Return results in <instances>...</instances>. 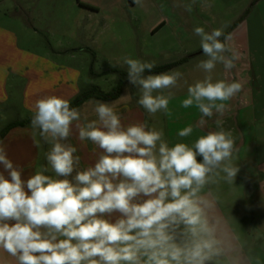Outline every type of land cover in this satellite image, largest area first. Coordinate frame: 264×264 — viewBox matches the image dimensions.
<instances>
[{"label":"clouds","instance_id":"1","mask_svg":"<svg viewBox=\"0 0 264 264\" xmlns=\"http://www.w3.org/2000/svg\"><path fill=\"white\" fill-rule=\"evenodd\" d=\"M196 2L175 6L192 12ZM193 31L206 57L196 65L205 76L193 84L178 70L152 74L154 61L128 56L117 61L126 66L127 80L139 93L137 103L149 115L171 117L172 90L183 80L187 98L181 106H195L201 116L196 125L178 130L181 138L204 126L205 118L222 117L227 102L242 90L239 82L213 78L218 64L231 70L240 58L228 43L231 34L200 26ZM88 103L93 119L62 96L35 100L34 144L40 147L38 134L49 147L46 163L26 179L0 142L3 253L15 264H262L259 254L245 253L239 234L218 214L213 190L221 182L234 185L239 172L235 139L222 119L215 120L217 130L191 143L170 145L163 131L147 121L124 124L114 103ZM74 130L80 142L99 150L94 163L83 168L77 147L66 142ZM250 234L257 240L264 236L259 228Z\"/></svg>","mask_w":264,"mask_h":264},{"label":"rangeland","instance_id":"2","mask_svg":"<svg viewBox=\"0 0 264 264\" xmlns=\"http://www.w3.org/2000/svg\"><path fill=\"white\" fill-rule=\"evenodd\" d=\"M178 3L190 4L191 0H140L139 5L135 0H0V40H17V48L22 52L50 59L59 67L79 73L76 84L80 91L97 86L110 92L119 76L103 73L113 68L127 72L122 63L117 65L125 56L154 61L156 66L194 56L173 70L182 72L188 84L202 80L205 73L196 65L206 57L200 53V37L193 31L197 26L209 33L222 28L225 36L231 34L245 52L248 65L250 58L264 56V48L257 44L258 40L264 44V0H197L192 12L176 7ZM252 13L249 38L245 22ZM220 39L224 42V36ZM222 68L221 64L216 66L215 79H220ZM180 83V88L172 90L171 117L163 112L149 115L138 105V90L129 82L124 90V95L132 94L128 106L139 110L149 127L162 130L170 145L191 143L207 133L205 127H195L190 137L177 135L189 124L196 125L201 116L195 106H181L187 98V86L183 80ZM8 106H0L5 124L23 116L20 107L9 110ZM40 145L39 165L46 163L44 154L48 146L43 141Z\"/></svg>","mask_w":264,"mask_h":264},{"label":"crops","instance_id":"3","mask_svg":"<svg viewBox=\"0 0 264 264\" xmlns=\"http://www.w3.org/2000/svg\"><path fill=\"white\" fill-rule=\"evenodd\" d=\"M252 17L253 13L245 22L249 38V22ZM258 41V46L264 48V44H260L262 40ZM229 44L239 53L240 58L235 61L236 66L231 70H225L222 65L223 74L220 79L239 82L242 90L227 102L228 107L222 117L214 115L207 118L202 127L207 132L217 130L215 120L220 118L224 122L225 130H230L233 134L238 149L234 163L239 167V172L234 185L221 182L214 188V195L218 197L217 210L231 230L239 234L245 253L251 249L253 254L260 255L264 264V236L257 240L250 234V230L258 228L264 233V56L257 53L259 55L255 59L250 58L248 65L245 52L238 47L235 40L232 39ZM17 47V40H0V106L9 105V110L20 107L23 116L5 124L3 119L6 117L0 113V132L9 124L26 120L24 116L32 117V105L39 98L57 95L71 101L80 93L76 84L79 73L59 67L50 59L22 52ZM121 96H124V91ZM88 101L79 108L93 119L95 117L92 115V105ZM128 102L129 100L117 99L108 103L115 104L124 124L146 121L139 110L128 106ZM32 132L30 124L13 128L1 141L8 157L23 168L22 175L25 179L39 166L42 154L41 145L38 148L34 144ZM36 140L40 142L38 134ZM66 142L77 147L81 168L94 163L99 150L91 142H80L76 138L75 130ZM116 216L118 214H114L112 219ZM0 261L15 264L14 259L2 250Z\"/></svg>","mask_w":264,"mask_h":264},{"label":"trees","instance_id":"4","mask_svg":"<svg viewBox=\"0 0 264 264\" xmlns=\"http://www.w3.org/2000/svg\"><path fill=\"white\" fill-rule=\"evenodd\" d=\"M200 53H202V52H200ZM193 57L194 56L182 59L180 61L168 63L165 65L156 66L153 68L152 74L169 72V71H171L177 67H180V66L184 65L185 63L189 62L190 59ZM107 73H115V74H118V76H119V79H118L116 86L113 87V89L110 92H104L97 86L88 87L86 89L81 90L80 93L73 100L70 101L71 106L79 108L83 103H85L86 101H88L90 99H94V100H98V101H102V102H112V101L119 99L121 97L127 83H128L127 72H124L123 70H121L119 68H113V69L103 73V75L107 74ZM147 74H149V73L146 72L145 75H147ZM31 118L32 117H30L26 120L16 121L12 124L7 125L0 132V142L4 139V137L7 135V133L11 129L17 128V127H25V126L29 125Z\"/></svg>","mask_w":264,"mask_h":264}]
</instances>
